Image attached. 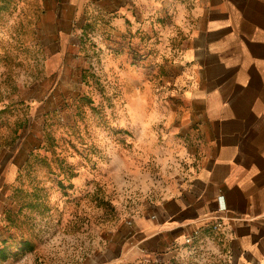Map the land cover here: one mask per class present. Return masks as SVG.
Listing matches in <instances>:
<instances>
[{
  "label": "rangeland",
  "instance_id": "obj_1",
  "mask_svg": "<svg viewBox=\"0 0 264 264\" xmlns=\"http://www.w3.org/2000/svg\"><path fill=\"white\" fill-rule=\"evenodd\" d=\"M36 1L0 0V264H93L163 198L187 111L149 20L120 32L100 18L63 67L42 56L52 27ZM187 240L167 261L124 264H234Z\"/></svg>",
  "mask_w": 264,
  "mask_h": 264
},
{
  "label": "crops",
  "instance_id": "obj_2",
  "mask_svg": "<svg viewBox=\"0 0 264 264\" xmlns=\"http://www.w3.org/2000/svg\"><path fill=\"white\" fill-rule=\"evenodd\" d=\"M36 2L37 25L52 27L42 56L63 67L81 57L100 18L120 32L149 20L187 111L184 161L163 198L136 215L131 242L94 254L93 264L167 261L187 238L220 260L264 264V0Z\"/></svg>",
  "mask_w": 264,
  "mask_h": 264
},
{
  "label": "built area",
  "instance_id": "obj_3",
  "mask_svg": "<svg viewBox=\"0 0 264 264\" xmlns=\"http://www.w3.org/2000/svg\"><path fill=\"white\" fill-rule=\"evenodd\" d=\"M190 239H188L187 241H189Z\"/></svg>",
  "mask_w": 264,
  "mask_h": 264
}]
</instances>
